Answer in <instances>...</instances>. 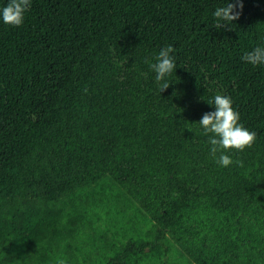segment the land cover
Returning a JSON list of instances; mask_svg holds the SVG:
<instances>
[{
	"label": "trees",
	"instance_id": "16d2710c",
	"mask_svg": "<svg viewBox=\"0 0 264 264\" xmlns=\"http://www.w3.org/2000/svg\"><path fill=\"white\" fill-rule=\"evenodd\" d=\"M227 2L31 0L23 25L0 19V264H264V65L242 60L264 0L216 28ZM168 45L161 92L145 59ZM217 94L256 133L228 167L198 122Z\"/></svg>",
	"mask_w": 264,
	"mask_h": 264
},
{
	"label": "clouds",
	"instance_id": "9594fccd",
	"mask_svg": "<svg viewBox=\"0 0 264 264\" xmlns=\"http://www.w3.org/2000/svg\"><path fill=\"white\" fill-rule=\"evenodd\" d=\"M30 6L31 0H9L7 5L0 9V19L7 25L19 27L23 25ZM243 6V0H229L226 5L218 6L213 12L217 21L215 27L221 28L233 24L241 15ZM174 51L172 45H168L156 55L155 63L145 59V63H148L156 74L155 81L161 92L169 87L170 83L166 78L176 70V61L170 55ZM242 60L253 66L264 65V46H257L252 51L246 52ZM207 101L210 105H214L215 111L205 113L198 121L201 134L208 136L211 157L218 165L228 167L234 161L226 153L231 150L242 152L251 148L255 143L256 133L240 123V114L233 107L230 96L217 94ZM235 163L243 166L242 161L237 160ZM55 264H67V262L57 257Z\"/></svg>",
	"mask_w": 264,
	"mask_h": 264
}]
</instances>
